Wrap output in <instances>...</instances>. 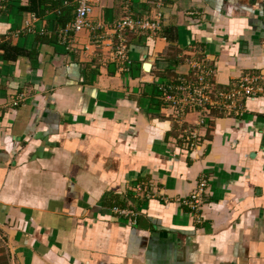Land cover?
<instances>
[{"label": "crops", "instance_id": "0c3cea01", "mask_svg": "<svg viewBox=\"0 0 264 264\" xmlns=\"http://www.w3.org/2000/svg\"><path fill=\"white\" fill-rule=\"evenodd\" d=\"M37 1L0 0V264H264V95L212 107L191 147L200 114L159 89L193 59L219 89L264 73V0H92L71 40L76 0ZM129 15L161 29L128 30L127 62Z\"/></svg>", "mask_w": 264, "mask_h": 264}, {"label": "built area", "instance_id": "2783aa9c", "mask_svg": "<svg viewBox=\"0 0 264 264\" xmlns=\"http://www.w3.org/2000/svg\"><path fill=\"white\" fill-rule=\"evenodd\" d=\"M161 1L159 0V4L162 3ZM76 2L75 18L61 32L65 39L71 40L76 33L89 27L88 18L93 12L92 0H76ZM136 28L160 30L161 24L150 22L146 18L134 19L131 15L124 17L116 24L113 32L120 37L116 54L127 62L130 61L124 34L128 30ZM190 64L191 72L186 76H180L174 81L160 85L159 89L166 105L174 110V116L181 125L187 112L196 111L200 114L196 126L190 131L186 130L187 132L182 137L185 144L194 147L201 138V128L209 126L206 119L207 116L210 117L212 107L221 112L239 115L245 108L242 103L243 98L264 95V73L245 74L233 86L219 89L213 79L215 71L205 61L193 59ZM23 99L24 94H21L17 100H14V105L19 104ZM207 185V178L202 177L197 189L185 200L192 210L196 211L202 207ZM145 190L146 187L140 182L134 186L136 194H147ZM113 210L118 214L130 216L131 220L135 216V212L129 208L114 206Z\"/></svg>", "mask_w": 264, "mask_h": 264}, {"label": "trees", "instance_id": "16d2710c", "mask_svg": "<svg viewBox=\"0 0 264 264\" xmlns=\"http://www.w3.org/2000/svg\"><path fill=\"white\" fill-rule=\"evenodd\" d=\"M33 2L35 4H40L41 7H42V10H45L46 8H48L47 6L43 5L42 4L43 2H41V1L33 0ZM75 15H76V10H75ZM59 21L61 22L62 25H65L69 20H66V14H63V15L60 16ZM3 46L6 48V50H8L9 46H8L7 43L3 44Z\"/></svg>", "mask_w": 264, "mask_h": 264}]
</instances>
